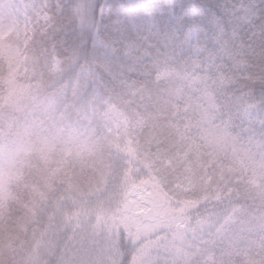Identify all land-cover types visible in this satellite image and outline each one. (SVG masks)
<instances>
[{
    "label": "snow or ice",
    "instance_id": "obj_1",
    "mask_svg": "<svg viewBox=\"0 0 264 264\" xmlns=\"http://www.w3.org/2000/svg\"><path fill=\"white\" fill-rule=\"evenodd\" d=\"M198 8L97 42L79 0L69 78L62 0H0V264H264V7Z\"/></svg>",
    "mask_w": 264,
    "mask_h": 264
},
{
    "label": "clouds",
    "instance_id": "obj_2",
    "mask_svg": "<svg viewBox=\"0 0 264 264\" xmlns=\"http://www.w3.org/2000/svg\"><path fill=\"white\" fill-rule=\"evenodd\" d=\"M78 2L79 0H62L63 11L59 13V20L64 25L65 31L61 38L68 42V47L53 52L50 59L46 58L41 65L36 67L35 74L45 77L66 74L70 78L76 71V61L70 58L68 48L77 45L84 52L91 50L92 39L81 31L79 19L74 15V5ZM89 2L93 6L90 19L95 22L92 32L97 42L112 38V25L118 17L120 20H125L129 15L144 11L150 13V21L158 29L167 28L173 18L178 17L179 20H184L185 16L190 17L188 21H185V31L188 27L197 24L200 27H207V21L202 20L201 15L198 14V5L201 0H171L165 3H152L151 0H148V3L144 0H89ZM260 2L264 7V0ZM173 4L175 5L174 10ZM101 10H103L102 17ZM260 22L264 23V19ZM177 23L179 24V21ZM132 34L135 35V30ZM144 34L147 35V32L145 31ZM28 71L31 73L32 68L29 67Z\"/></svg>",
    "mask_w": 264,
    "mask_h": 264
},
{
    "label": "trees",
    "instance_id": "obj_3",
    "mask_svg": "<svg viewBox=\"0 0 264 264\" xmlns=\"http://www.w3.org/2000/svg\"><path fill=\"white\" fill-rule=\"evenodd\" d=\"M145 3H148V0H144ZM152 3H165V2H171V0H151ZM9 195H11L14 198H27V191L23 188V185L17 186L16 183H14L10 187Z\"/></svg>",
    "mask_w": 264,
    "mask_h": 264
},
{
    "label": "rangeland",
    "instance_id": "obj_4",
    "mask_svg": "<svg viewBox=\"0 0 264 264\" xmlns=\"http://www.w3.org/2000/svg\"><path fill=\"white\" fill-rule=\"evenodd\" d=\"M15 182H13L11 185L7 186L6 191L3 193V195H9L10 192V187L14 184Z\"/></svg>",
    "mask_w": 264,
    "mask_h": 264
}]
</instances>
